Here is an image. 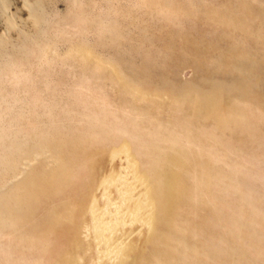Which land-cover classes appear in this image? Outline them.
<instances>
[{
  "label": "rangeland",
  "instance_id": "374dc122",
  "mask_svg": "<svg viewBox=\"0 0 264 264\" xmlns=\"http://www.w3.org/2000/svg\"><path fill=\"white\" fill-rule=\"evenodd\" d=\"M116 149L182 178L165 264H264V0H0V264H53Z\"/></svg>",
  "mask_w": 264,
  "mask_h": 264
},
{
  "label": "bare ground",
  "instance_id": "6f19581e",
  "mask_svg": "<svg viewBox=\"0 0 264 264\" xmlns=\"http://www.w3.org/2000/svg\"><path fill=\"white\" fill-rule=\"evenodd\" d=\"M139 99L143 100V95ZM118 149L107 154L99 168V186L91 200L79 208L78 215L73 214L66 234L68 243L56 250L53 264H64L68 258L74 261L80 252L86 253L93 264H118L128 248L136 251L133 264L141 260L143 264H165L172 226V209L165 206L172 202L168 195L180 194L182 178L173 171L159 178L140 176L129 154ZM180 156L177 153L169 158L170 163L180 165L185 160ZM206 179L213 181L212 177ZM161 192L164 194L158 199ZM82 236L87 246L81 242Z\"/></svg>",
  "mask_w": 264,
  "mask_h": 264
}]
</instances>
